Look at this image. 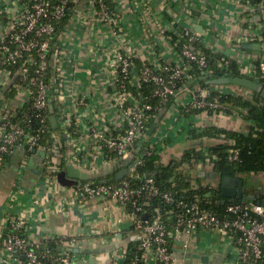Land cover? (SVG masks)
Returning a JSON list of instances; mask_svg holds the SVG:
<instances>
[{
	"label": "built area",
	"instance_id": "obj_1",
	"mask_svg": "<svg viewBox=\"0 0 264 264\" xmlns=\"http://www.w3.org/2000/svg\"><path fill=\"white\" fill-rule=\"evenodd\" d=\"M127 1L133 8L141 2ZM242 1L252 7V17L239 20L238 46L264 42V1ZM146 9L158 17L149 4ZM95 24L108 36L107 46H101L102 83L107 92L105 102H100L102 108L93 103L97 95L94 67L81 61L77 48L64 37L68 30L83 31ZM142 28L145 51L139 52L141 43L127 37L114 0H0V169L5 158L18 149L24 169L29 151L42 152L40 174L50 183H57L58 171L67 165L86 169L87 179L72 190L66 204L103 198L125 209L131 220L129 238L113 256L115 264H179L194 252L189 247L190 236L199 228L227 234L236 264H264L263 204L254 199L227 202L217 209L199 195L174 200L172 191H160L152 176L141 177L137 171L145 155L163 152L166 140L176 131L171 124L178 118L195 110L225 113L218 98L251 94L246 88L225 87L230 84L192 85L190 71L207 67L210 49L189 21L161 24L160 38L152 34L151 26L144 23ZM165 46L168 58L162 53ZM254 59L242 62L243 57L235 58L238 76L264 80V63L257 71ZM229 61L221 56L216 62L227 75L232 71ZM178 82L181 86L177 88ZM147 84L152 85L150 97L158 100L155 106L145 93ZM153 111L164 113L156 123ZM226 114L242 116L235 110ZM52 116L56 127L50 123ZM189 130L181 133L188 141L194 139ZM210 137L229 145L228 161L239 160V149L231 146L233 138L224 133ZM192 147L201 150L200 144ZM114 166L108 175L99 174L104 167ZM123 169L126 174L116 179L115 173ZM191 185L217 187L215 181ZM20 218L9 215L7 229L0 233V264H71L80 259L71 249L82 241L77 235L31 238ZM129 241H136L132 249ZM56 244L61 245L60 251Z\"/></svg>",
	"mask_w": 264,
	"mask_h": 264
},
{
	"label": "crops",
	"instance_id": "obj_2",
	"mask_svg": "<svg viewBox=\"0 0 264 264\" xmlns=\"http://www.w3.org/2000/svg\"><path fill=\"white\" fill-rule=\"evenodd\" d=\"M162 1L141 0L139 7L133 8L127 0H114L115 5L120 8L123 25L127 29V37L130 36L137 44L141 43L139 52L145 51V43L141 39L144 23L152 27L154 36L160 38L158 27L161 24L168 21L177 23L189 21L197 31L201 32V40L208 46L211 53H222L230 58L243 57L245 62L249 61L250 57H254L260 59L261 64L264 63L263 50L250 49L248 51L242 48L241 44L238 46L235 40V37L242 31L239 20L252 17V12H250L252 7L246 5L244 1L167 0L164 11H161ZM147 4L158 13V17H153L148 13ZM135 9L139 14L134 12ZM207 26H210V29ZM64 37L72 41L74 47L77 48L80 60L94 67V91L97 95L95 94L93 103L102 108L100 102H105L107 92L104 91L102 83L103 51L101 46L105 44L104 41L108 36L99 25L96 28L95 24L87 25L83 31L68 30ZM105 45L107 46V44ZM168 51L169 49L165 46L162 51L165 58L169 56ZM171 125L172 129H176V131H173L169 138V149L166 147L159 154L161 164L180 159L185 148L200 144L202 151H208L210 146L219 143L210 136H205L200 140L198 138L191 139L188 141L189 145H185L187 138L184 136L185 133L181 134L185 130L191 128L200 130L211 126L229 131L245 132L248 123L242 116L239 117L235 114L202 111L192 113L184 118L181 117V119L178 118L174 125L173 123ZM186 135L188 136V134ZM192 148L194 149V147ZM30 157L34 164L41 165L43 161L41 151L32 152ZM89 163L92 166L94 162L89 160ZM201 163L198 161L195 168L187 171H185L188 167L187 164L181 163L177 172H187L190 176L189 179L194 184L216 182L210 178L212 175L210 176L211 169L207 167L208 163H202L203 165ZM22 165V153L18 149L5 158L4 165L0 169V233L7 229L9 215H19L20 219L24 220L26 232L31 238L57 237L63 234L77 235L82 241H79L71 249L80 259L71 264H115L113 256L120 251L119 249L127 243L129 238L131 220L125 209L103 198L87 199L82 203L68 206L66 201L72 190L75 189L74 186H64L58 182L50 183L46 181L43 173L36 174L29 171L27 165L25 169L22 168ZM65 167L75 168L80 174L86 172V169L77 164ZM112 170L114 171L113 167H104L99 171V174L106 176ZM87 171L89 174L93 172L92 169ZM78 176L77 174V176L70 177L76 186L87 179V175L86 177ZM257 186L259 189L255 191L256 196L264 195L263 173L260 174ZM189 247L194 252L207 254L209 264H236L235 253L231 248L227 234L211 233L199 228L192 232ZM55 249L60 251L61 245L56 244ZM175 249L179 250L180 248Z\"/></svg>",
	"mask_w": 264,
	"mask_h": 264
},
{
	"label": "trees",
	"instance_id": "obj_3",
	"mask_svg": "<svg viewBox=\"0 0 264 264\" xmlns=\"http://www.w3.org/2000/svg\"><path fill=\"white\" fill-rule=\"evenodd\" d=\"M261 0H252L251 2H259ZM264 1V0H263ZM250 51V49H247ZM225 56L222 53H211L208 52V65L204 69L193 68L190 71L191 77L193 78V83L201 86H211L213 84H205L206 79L214 78L218 73H223V70L217 66V60ZM229 58V67L232 69L231 75L238 76L236 72V60L235 58ZM255 69L258 71L260 69V59H254L252 61ZM205 77V78H204ZM251 79L261 82L264 85V80L262 78L252 77ZM181 84L178 82L177 88ZM191 86V84H190ZM152 85L147 84L145 87V93L149 97L150 103L155 106L158 103L157 98L150 97V89ZM251 94L245 95H226L218 98V101L224 106L222 109L225 113H230L233 110L239 112L245 121L248 123L245 132L229 131L223 128L204 127L202 130H197L191 128L188 133L192 138L213 136L216 133H224L226 136L233 138V144L231 146L239 149V160L230 162L226 159V150L229 145H224L217 143L208 148V154L204 155L201 150H195L192 148H186L180 159L171 160L166 164H161L159 162V155L156 153L145 155L143 157L142 163L137 167V171L140 173L141 177L143 175L152 176L155 184L160 191L170 190L173 193L174 200L178 199H192L194 195H199L202 197L201 201H212L215 207L220 209L224 203L218 202L221 199L220 196V182L224 176L238 177L243 180L244 187H248V193H255L259 189L258 179L256 176L258 174L264 173V98L254 91H249ZM165 108H169L167 105ZM203 110H195L191 113L186 114V116L192 113L202 112ZM152 116H155L158 122L164 115L163 111H153ZM32 154V150L28 152ZM209 156V157H207ZM198 161L202 163H212L211 174L213 180H216L218 186L215 189H209L204 186H198L193 188L189 179L187 172L178 173L177 168L181 163L187 164V170L195 168L194 166ZM257 179V180H256ZM264 195L258 194L255 200L260 199ZM159 198L155 200L157 202ZM154 204V203H153ZM174 206V203L170 204ZM136 244V241H129V249H132ZM51 250H54V245L51 243Z\"/></svg>",
	"mask_w": 264,
	"mask_h": 264
},
{
	"label": "water",
	"instance_id": "obj_4",
	"mask_svg": "<svg viewBox=\"0 0 264 264\" xmlns=\"http://www.w3.org/2000/svg\"><path fill=\"white\" fill-rule=\"evenodd\" d=\"M241 47L244 49H251L264 51V42H246L242 43ZM205 78V77H204ZM205 84H230L239 86L242 88H246L248 90L254 91L258 93L261 97L264 98V85L261 82L255 81L253 79L243 77V76H234V75H227L224 73H218V75L211 79H206ZM49 92V91H47ZM50 123L53 127H56V120L55 117H50ZM153 126L151 127L150 132L152 131ZM114 169L117 168V166L113 167ZM27 169L29 171H32L36 174H39L41 172V165H36L33 163L32 157L29 158L27 162ZM127 170L123 169L121 171H117L115 173V178L119 179L121 176L126 174ZM78 177H86V174L79 173V171L75 168L71 167H65L62 168L56 175V180L58 183L64 186H74L77 187L72 179H70L71 176H77ZM217 184V183H216ZM218 186V184H217ZM220 196L221 199L219 202H246L250 200H254L256 197L255 193H248L247 190L244 187L243 180L238 177H229L224 176L221 179L220 182ZM258 203L264 205V199L262 200H256ZM143 217H146V214H143ZM180 253H183V249L178 250ZM179 264H209V256L207 254H200L198 252H192L189 253L183 259V262Z\"/></svg>",
	"mask_w": 264,
	"mask_h": 264
},
{
	"label": "rangeland",
	"instance_id": "obj_5",
	"mask_svg": "<svg viewBox=\"0 0 264 264\" xmlns=\"http://www.w3.org/2000/svg\"><path fill=\"white\" fill-rule=\"evenodd\" d=\"M254 57H252V59H253ZM242 62H245V60H242ZM248 62V61H247ZM62 65L65 67L66 65L64 64V63H62ZM224 87V86H223ZM223 87H221V88H223ZM225 87H227V88H233V89H235V90H237V91H241L243 88H240L239 86H238V88H237V86L235 87V85H228V86H225ZM169 140H166V142H167V148L169 149V145H170V142H168ZM185 145H189V142H188V140H187V143L185 144ZM164 151V150H163ZM166 152V151H165ZM259 177H260V174H258L257 176H256V178L258 179V181H259Z\"/></svg>",
	"mask_w": 264,
	"mask_h": 264
},
{
	"label": "flooded vegetation",
	"instance_id": "obj_6",
	"mask_svg": "<svg viewBox=\"0 0 264 264\" xmlns=\"http://www.w3.org/2000/svg\"><path fill=\"white\" fill-rule=\"evenodd\" d=\"M246 189V188H245Z\"/></svg>",
	"mask_w": 264,
	"mask_h": 264
}]
</instances>
